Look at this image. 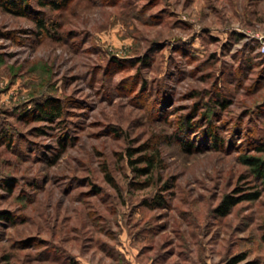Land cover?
<instances>
[{
  "label": "rangeland",
  "instance_id": "rangeland-1",
  "mask_svg": "<svg viewBox=\"0 0 264 264\" xmlns=\"http://www.w3.org/2000/svg\"><path fill=\"white\" fill-rule=\"evenodd\" d=\"M26 1L0 5V264H264V189L213 211L255 182L239 159L264 142V0Z\"/></svg>",
  "mask_w": 264,
  "mask_h": 264
},
{
  "label": "trees",
  "instance_id": "trees-1",
  "mask_svg": "<svg viewBox=\"0 0 264 264\" xmlns=\"http://www.w3.org/2000/svg\"><path fill=\"white\" fill-rule=\"evenodd\" d=\"M38 6L42 7H49L51 9H59L64 6L66 1L68 0H35ZM26 0H0V5L5 6L6 4L14 7L16 10L15 12L21 13L24 8H26ZM44 18L36 19V25L38 27L37 32L42 33L46 30V22L43 20ZM216 103L224 107L228 101L223 100L219 102L216 100ZM36 111L38 114L35 116L37 120H47L51 122L55 118H59L63 112L64 107L60 100L54 99L51 97H46L41 102L36 104ZM195 123L191 118L189 120H185L183 127L184 129L192 128ZM1 137L7 142L9 140L8 134L6 132H0ZM7 137V138H6ZM183 137V136H182ZM204 137L205 139H212L213 147L219 146L221 143V138L218 136L217 132L215 131L213 126H209L204 130ZM207 137V138H206ZM183 140V139H181ZM184 141V140H183ZM63 142L59 140L61 146H63ZM145 149V146L134 148L133 146L127 147V153L129 156V163L131 165H135L137 163H143L144 166L136 167V175H142L150 173L154 166V156H137L136 158H131V156L136 153L137 151ZM255 153L243 155L239 159L241 164H243L246 169L248 170L247 173L251 175L255 182L251 184H246V186H240L236 188L233 193H226L224 194L218 204L214 207L213 211L220 216H224L230 212L233 206H235L240 201H248L254 200L259 197L261 190L264 189V158L259 155V153L264 154V142H258L253 145L252 148ZM57 158V156H55ZM54 158V159H55ZM104 177L109 182L114 184L113 177L110 175L109 171L104 167ZM246 176L242 175V178ZM247 183V182H244ZM13 184L12 179H5L4 181L0 182V185L4 187L6 190H10ZM245 189H250V191H245ZM146 203V202H145ZM163 200L161 197H156L153 199V202L147 203L148 205H161ZM1 219H8L12 220V216L9 215L7 212L0 211V220ZM221 264H258L256 260L247 259L246 253L244 251L234 253L229 257L225 258Z\"/></svg>",
  "mask_w": 264,
  "mask_h": 264
}]
</instances>
